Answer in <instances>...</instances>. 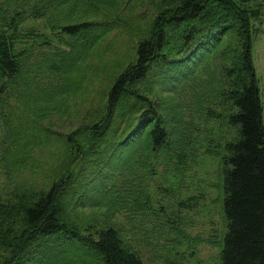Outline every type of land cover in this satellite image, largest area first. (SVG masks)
Returning a JSON list of instances; mask_svg holds the SVG:
<instances>
[{"label": "rangeland", "instance_id": "obj_1", "mask_svg": "<svg viewBox=\"0 0 264 264\" xmlns=\"http://www.w3.org/2000/svg\"><path fill=\"white\" fill-rule=\"evenodd\" d=\"M257 1L263 18L252 52L264 103V0ZM152 12L151 0H0V31L15 38L22 55L21 74L0 98V198L18 185H42L59 166L61 136L99 121L108 83L135 60ZM86 20L116 30L87 50L71 49L61 27ZM226 47L194 71L163 66L141 84L168 125V149L142 155L125 173L90 164L67 207L84 235L116 228L144 264H221L223 146L235 135L224 93L235 55ZM112 197L115 213L106 207Z\"/></svg>", "mask_w": 264, "mask_h": 264}, {"label": "trees", "instance_id": "obj_2", "mask_svg": "<svg viewBox=\"0 0 264 264\" xmlns=\"http://www.w3.org/2000/svg\"><path fill=\"white\" fill-rule=\"evenodd\" d=\"M151 4L153 12L142 23L147 31L135 46V60L109 81L99 121L61 136L59 148L64 153L59 166L42 185H18L0 198V264H144L118 229L108 227L86 236L68 219L67 207L71 210L76 189L87 181L90 164L95 170L106 165L125 173L132 171L137 158L143 160L142 155L168 149V125L141 86L152 70L185 65L194 71L222 46L233 47L235 55L232 68L225 72L224 91L232 104L227 124L235 135L223 146L227 230L220 263L264 264V103L252 52L262 5L257 0H151ZM60 30L73 42L71 49L79 44L87 50L116 29L107 21L86 20ZM21 67L15 38L0 31V98ZM109 200L106 207L117 212V198ZM90 203L102 208L99 201Z\"/></svg>", "mask_w": 264, "mask_h": 264}]
</instances>
